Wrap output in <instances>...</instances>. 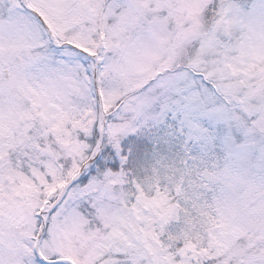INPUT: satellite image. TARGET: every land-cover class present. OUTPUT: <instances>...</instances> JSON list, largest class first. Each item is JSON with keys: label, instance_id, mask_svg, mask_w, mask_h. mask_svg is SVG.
I'll use <instances>...</instances> for the list:
<instances>
[{"label": "snow or ice", "instance_id": "6c2138e0", "mask_svg": "<svg viewBox=\"0 0 264 264\" xmlns=\"http://www.w3.org/2000/svg\"><path fill=\"white\" fill-rule=\"evenodd\" d=\"M0 264H264V0H0Z\"/></svg>", "mask_w": 264, "mask_h": 264}]
</instances>
